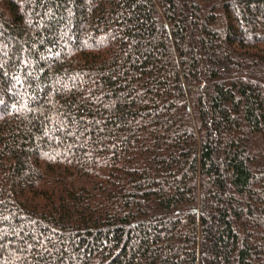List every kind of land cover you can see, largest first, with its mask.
<instances>
[{"label": "trees", "instance_id": "obj_1", "mask_svg": "<svg viewBox=\"0 0 264 264\" xmlns=\"http://www.w3.org/2000/svg\"><path fill=\"white\" fill-rule=\"evenodd\" d=\"M0 264H264V0H0Z\"/></svg>", "mask_w": 264, "mask_h": 264}]
</instances>
